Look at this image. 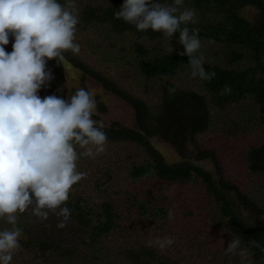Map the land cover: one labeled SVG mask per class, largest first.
Here are the masks:
<instances>
[{
	"label": "trees",
	"instance_id": "trees-1",
	"mask_svg": "<svg viewBox=\"0 0 264 264\" xmlns=\"http://www.w3.org/2000/svg\"><path fill=\"white\" fill-rule=\"evenodd\" d=\"M83 1L79 8L75 4L79 17L75 42L80 51L73 54L67 50L62 61H46L53 79L38 95L68 99L77 89L88 91L87 83H94L132 108L135 128L115 122L103 125L98 114L106 110L96 102L92 118L107 135L105 150L89 157L79 155L83 152L79 145L74 147L77 166L101 164L97 177L91 184L89 178H82L72 186L62 205L70 210L63 228H57L63 218L54 213L46 220L33 216L31 209L18 214L20 246L11 264H99L109 259L121 264H264V184L259 189L242 184L246 174L264 177V141L251 147L246 163L237 161L235 168L229 158L222 162L213 150L196 151L198 159L216 164L215 175L196 162L167 164L151 142L159 138L174 148H185V143L196 144L197 139H207L209 134H220L231 126L244 132L243 126L252 128L250 122L264 125V0H184L179 6L195 12L196 22L186 26L190 33L195 30L201 41L198 54L203 67L214 73L208 80L191 76L179 32L169 37L151 30L138 31L134 24L114 15L123 0ZM153 2L163 4L165 0ZM245 8L256 16H242L239 9ZM12 42L10 36L7 52L12 50ZM82 51L87 54L85 60L79 57ZM67 72L78 86L66 87ZM225 85L230 92L223 91ZM232 105L234 117L227 114ZM245 109L250 117L243 122ZM240 142L236 139L232 146ZM142 179H147L143 186L148 191L140 199L142 189H134L133 183ZM156 180L191 182L202 195L175 197L182 200L163 206L169 198L156 201L150 191ZM113 193L126 195L128 218L112 208ZM231 195L250 213L249 219L240 217ZM86 198L98 200L95 207L100 212L94 211ZM169 212L180 217L183 228L175 225L170 231ZM193 226L194 236L183 246V238ZM11 227L0 219V230ZM69 227L71 234L85 230L83 245L65 240ZM140 236L145 239L140 241ZM164 236L171 237L173 244L161 249L156 240ZM108 238L113 243L105 245L104 258L102 246ZM234 238L240 245L234 254H228L225 249Z\"/></svg>",
	"mask_w": 264,
	"mask_h": 264
},
{
	"label": "clouds",
	"instance_id": "clouds-1",
	"mask_svg": "<svg viewBox=\"0 0 264 264\" xmlns=\"http://www.w3.org/2000/svg\"><path fill=\"white\" fill-rule=\"evenodd\" d=\"M183 2L123 0L114 15L138 31L169 37L179 32L191 76L211 79L214 73L205 71L198 54L201 41L186 26L196 22L195 12L180 10ZM75 4L76 0H0V219L12 225L0 230V264H11L20 246L18 214L31 209L33 216L46 220L52 212L63 218L57 228L65 227L70 210L62 205L72 186L85 176L77 170L74 145L83 149L79 155L89 157L105 150L107 135L92 118L96 101L87 90L79 88L68 99L38 95L53 79L46 61H62L67 50L80 51L74 42L79 23ZM10 36L12 50L7 52ZM230 90L225 85L223 91ZM156 243L164 249L173 239L164 236ZM239 245L238 238L232 239L226 253L234 254Z\"/></svg>",
	"mask_w": 264,
	"mask_h": 264
},
{
	"label": "rangeland",
	"instance_id": "rangeland-1",
	"mask_svg": "<svg viewBox=\"0 0 264 264\" xmlns=\"http://www.w3.org/2000/svg\"><path fill=\"white\" fill-rule=\"evenodd\" d=\"M82 2H85V1L83 0L76 1L78 8L81 4H85ZM239 10H240V14L244 16L245 18L251 19L256 16L255 12L250 8H245L242 11L241 9ZM9 52H11V49L9 50ZM83 52L84 51H82L79 57L85 60L87 54ZM71 76H72L71 73H68V75H66V80H67L66 87H68L69 89L71 87L78 86V83L72 80ZM87 86H88L87 87L88 92L93 96L95 101L98 103H101L106 110L105 113L98 114L100 123H103V125L105 124L108 125V124L115 122V123H119L120 125H123L124 127L128 129L135 128V119H134L133 110L126 102L120 100L119 98L115 97L109 92L107 93L99 85H94V83L89 82L87 83ZM233 110L236 111L233 105L228 107L227 114L230 115L231 117H234ZM249 117H250L249 111L245 109L243 122L248 121ZM249 126L252 128L248 129L246 126H243L244 132L235 130L233 129V126H231L220 134H215V133L209 134L208 136L209 138L207 139H204V138L197 139L196 144L194 143L186 144L185 143L186 145L185 148H182V147L174 148L170 144L164 142L163 140L159 138L153 139L151 142L153 145H155V147L158 148V150L161 151V154L164 157L167 164L169 165H172L175 163L179 164L184 160L189 163L196 162L203 169L207 170L212 175H215L216 168H217L216 164L214 165L210 160L198 159L197 158L198 152L196 151H199L202 149L213 150L216 152L217 156L222 160V162L227 161V159L229 158L234 168H235V163L237 161L241 164H244L246 163L247 153L249 149L255 145H258L259 143H261V141H264V125L263 126L254 125L252 122H250ZM236 139L240 140L241 142L237 147H233L232 146L233 141ZM100 165L99 167H97L96 164H94L93 167H89L88 164H79L77 166V170L84 172L85 176L83 177V179L89 178V183L91 184V182L94 181V179L97 177L98 171L100 170ZM244 176H245V181L242 184L246 186L247 188L259 189L261 187V184H264V177H261V176L256 177V176H251L249 174H246ZM120 182L121 181L119 179V183ZM146 182H147V179H144V180L142 179V180H136V182L133 183L134 189H142L139 193L140 199H142L143 195L148 191L146 190L145 186H143ZM194 185L195 184L191 182H187V181H180L178 183L168 184L167 182L165 183L163 180L162 181L156 180L155 186L151 188L150 191H153L151 194L155 198L156 201H161L163 197H168L169 199L166 201V203L165 202L162 203L163 206L164 205L166 206L174 201L182 200L180 198H175V197H181V198H190V197H195V196L201 197L202 195L200 194L201 190L198 188H195ZM110 198H111L110 200H111L112 208H114L118 214H121L123 217L128 218L130 216L129 214L130 212L129 213L127 212V200H125L126 195L122 193L119 195L113 193L111 194ZM229 198H231V200L233 201L232 205L236 209L237 213L240 215L242 219L247 220L251 217L250 213L246 211L242 206H240L239 202H236L234 196L231 195ZM254 198L256 200H259L258 195H255ZM86 200H87V204L94 211L100 212V209L95 207L96 203H98V200L93 199V198H86ZM103 201H105V199H103L102 202ZM57 211H59V209H57ZM49 213L51 214L52 212H49ZM127 214L129 215L127 216ZM168 219L170 220L167 222V224H172L170 231H173L175 229L174 227L175 225L183 228L181 226L183 221L180 219V217L171 213V217L169 216ZM192 229L195 230L196 227L193 226L188 229V231L186 232V235L183 238V240L185 241L183 246L186 244L187 238L191 239L194 236L191 234ZM147 230H148V234H151L152 228L149 227L147 228ZM162 233L163 232H158V234H162ZM70 234H71V228L69 227L68 229L65 230V240L70 241L71 245H83V243H85L84 242L85 239H87L85 230L83 229L79 231L78 233H72L71 235ZM66 237H69V238L66 239ZM143 237L145 239V236L139 237L140 241H142L141 239H143ZM118 239L120 241H124V238L120 239V237H118ZM111 241H112V238L110 239L108 238L107 240L103 241L102 247L104 248V251H103L104 258H105V245L108 246L112 244L113 242L111 243ZM107 253L111 255L110 252H107ZM26 264H30V263H26ZM99 264H121V263L119 261H116L115 263H113L109 259L108 262H105L104 260V261H100Z\"/></svg>",
	"mask_w": 264,
	"mask_h": 264
}]
</instances>
